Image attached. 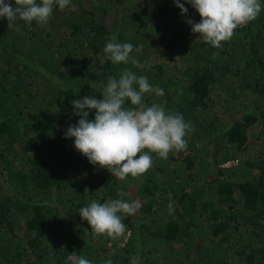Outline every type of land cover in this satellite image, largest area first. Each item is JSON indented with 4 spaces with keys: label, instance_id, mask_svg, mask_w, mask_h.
Returning <instances> with one entry per match:
<instances>
[{
    "label": "trees",
    "instance_id": "1",
    "mask_svg": "<svg viewBox=\"0 0 264 264\" xmlns=\"http://www.w3.org/2000/svg\"><path fill=\"white\" fill-rule=\"evenodd\" d=\"M259 2L257 19L220 48L192 33L186 21L198 23V12L185 4L182 16L173 0H71L47 23L10 29L0 18V264H66L73 252L93 264H131L137 255L140 264H264ZM113 37L150 67L113 64L104 52ZM125 70L163 89L144 94L146 105L182 114L192 130L186 150L149 153L152 167L121 181L65 132L79 119L72 101L102 99L100 82ZM115 199L141 207L118 213L124 236L96 235L79 209Z\"/></svg>",
    "mask_w": 264,
    "mask_h": 264
},
{
    "label": "clouds",
    "instance_id": "2",
    "mask_svg": "<svg viewBox=\"0 0 264 264\" xmlns=\"http://www.w3.org/2000/svg\"><path fill=\"white\" fill-rule=\"evenodd\" d=\"M173 3L182 16L188 14L185 4L198 12L201 18L198 23L192 19L186 22L193 34H199V38L215 48H220L221 42L230 40L238 27L254 21L261 12L259 0H184L183 3L173 0ZM14 4L12 0H0V18L7 19L9 29L18 21L47 23L55 6L63 10L71 0H41L40 3L37 0H14ZM72 10L75 11L74 6ZM133 48V44L117 42L113 37L106 43L104 52L113 64L131 62L137 68L150 67L130 55ZM100 84L102 99L84 96L72 101L73 114L79 119L65 132V138H74L75 149L90 163L108 169L112 176L123 181L129 175L142 176L152 167L153 156L149 153L167 159L173 150H186L185 137L192 129L183 115L166 112L160 104L148 106L143 102L144 94L154 92L162 97L163 89L153 87L146 76H137L131 70L123 71L118 79L108 76L106 82ZM128 101L132 107L125 106ZM91 110H95L94 119H89ZM140 207L136 200L92 201L79 209V215L96 235L107 234L115 239L126 232V225L118 213L132 216ZM66 264L93 262L73 252ZM106 264H112L111 260ZM131 264H140V257H133Z\"/></svg>",
    "mask_w": 264,
    "mask_h": 264
},
{
    "label": "rangeland",
    "instance_id": "3",
    "mask_svg": "<svg viewBox=\"0 0 264 264\" xmlns=\"http://www.w3.org/2000/svg\"><path fill=\"white\" fill-rule=\"evenodd\" d=\"M140 3H141V0H140ZM237 163H238V161H231V162L225 164V166H229V165L237 164Z\"/></svg>",
    "mask_w": 264,
    "mask_h": 264
}]
</instances>
